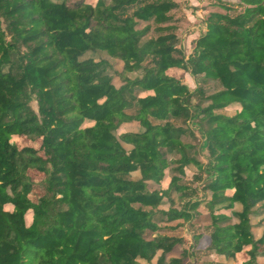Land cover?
<instances>
[{"label":"trees","instance_id":"trees-1","mask_svg":"<svg viewBox=\"0 0 264 264\" xmlns=\"http://www.w3.org/2000/svg\"><path fill=\"white\" fill-rule=\"evenodd\" d=\"M205 4L0 0V264H264V0Z\"/></svg>","mask_w":264,"mask_h":264},{"label":"rangeland","instance_id":"rangeland-1","mask_svg":"<svg viewBox=\"0 0 264 264\" xmlns=\"http://www.w3.org/2000/svg\"><path fill=\"white\" fill-rule=\"evenodd\" d=\"M179 3V6L176 10H174L172 13L175 17L183 19V23L179 24V35L180 39L185 47L186 52L190 51L191 41L195 37H197V33H193L195 26H197L199 23V17L200 15L204 14L205 11V3H208L209 0L201 1V0H175ZM200 3V4H199ZM205 4V5H204ZM104 57H107V55L103 54ZM121 67V64L118 66ZM176 75L178 77H181L182 80L191 88H194V81L192 77L188 73L184 72H177ZM35 106V104H33ZM23 144L28 146H39V142H32L27 139H21L20 140ZM32 176L35 181H41L43 179V175L32 173ZM31 218H27L28 224L30 223ZM179 236H184L188 240L190 239V232L187 230H180L177 233ZM208 239L205 238L201 241L200 247L204 248L208 244ZM181 247L178 246L171 254V257H179L181 253ZM240 257H244V254H241ZM217 259V261L226 262V259L224 257H209V258H203V261H211ZM261 262L264 261L263 259H260Z\"/></svg>","mask_w":264,"mask_h":264}]
</instances>
